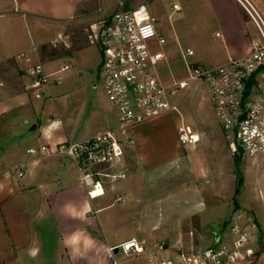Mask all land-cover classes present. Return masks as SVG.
<instances>
[{"label":"rangeland","instance_id":"rangeland-1","mask_svg":"<svg viewBox=\"0 0 264 264\" xmlns=\"http://www.w3.org/2000/svg\"><path fill=\"white\" fill-rule=\"evenodd\" d=\"M120 1L94 0L92 6L96 14L93 15V19L98 20L103 14L112 15L116 11L133 9L142 3L150 2L149 0H123L124 5H120ZM176 1H179L183 11L174 10L173 4ZM189 5H191L189 0L184 2L158 0L150 4L151 13L158 17L161 30L169 40L164 46L154 44L155 49L163 50L166 54V58L158 65L159 75L165 83L184 78L188 73L186 67L188 60H185L178 44L183 50L193 45L197 50L201 49V53L209 46L214 48L222 44V38L216 37L211 31L203 36V40L198 38V33L194 31V25L191 24L194 8H190ZM102 7L105 8L104 11ZM12 11L15 12L14 7ZM17 11L6 14V18L13 16L16 19L14 31L11 34L19 37L27 36L29 42L27 29L38 41L39 39L49 40L56 35L59 23L34 17L29 13L25 22L23 18L25 11ZM174 30H178V34H175ZM9 33L0 32V39H3L0 44V60L2 50L10 55L19 50L20 46L10 42ZM179 33V43H177L175 35ZM251 34L254 39L259 38V32L253 21ZM80 36L81 39L84 37ZM87 52L89 55L87 64L84 66L73 62L70 70L61 73V84H56L52 92L48 91L39 101L41 108L44 107L43 111L39 112L42 116L46 117L49 113L56 115L61 111L67 120L76 123L78 136L74 139H81L87 133L94 132L98 126L96 122L100 120L98 117L112 119L114 123H118L115 108L108 100L103 87L100 49L96 45H91ZM210 58L213 59L211 60L213 63L219 60V57L213 58L212 55ZM188 59L190 61V58ZM63 62L64 59H61L57 66ZM80 73L83 74L80 75ZM183 92L181 91L174 98H178ZM6 95V86L0 83V102L6 99ZM184 95L178 111L155 119L168 120L158 125L157 131L160 132L161 137L158 133L156 134L155 129L146 127L155 120L139 124L133 128L135 133L148 134L146 139H149V143L143 145L140 151L132 147L137 144L126 148L127 164H124V171L127 175L128 173L132 175V172L136 170L133 165L140 164L142 160L153 163L169 162L174 160L171 159L174 156L178 157L177 164L170 165L169 168L164 167L159 171L160 173L154 175V184L149 187L153 193L142 202L143 227L144 224H150L156 226V231L148 232L143 228L140 235L135 233L134 225L137 223V217L136 222H133L134 217H129L125 210L127 203L113 202L116 193L119 192L117 190L125 183L124 180L120 179L110 184L114 191L111 198L106 200L100 197L95 200L97 202L105 200L106 205L111 204L103 211L91 214L93 220L95 219V223L91 224V232L96 238L106 243L121 242L135 233L141 240H145V247H148L147 252L138 257L132 255L126 257L119 246V252H114L116 264H122V256L128 258L123 264H148V253L154 251L159 257L165 258L175 256L181 251L207 247L224 236L228 230L229 220L236 210L254 217L257 228L251 226V232L253 236L255 235L254 239L261 245V249H264L259 233L262 230V220L264 221V153L251 156L242 152L235 142H230L219 122L206 82L203 80L194 82ZM7 109L0 108L2 111L5 110L4 114L0 115V150L4 146L25 149L30 145H37L38 131H31L29 127L6 131L2 123L3 119L7 118ZM7 112L17 113V109L10 107ZM182 122L191 125L202 136L197 144L187 147L180 144L178 127ZM174 148L182 152L180 156L175 154ZM61 158L67 167L70 164L76 166L70 158L64 155H61ZM141 170L142 173L150 176L148 168ZM198 187L202 190L205 199V201L200 199L204 210L199 211L195 207L192 212L191 207V209L177 207L181 204L190 205L194 201L192 192ZM81 221L82 219H77L76 225ZM253 245L254 243L251 246ZM247 248L249 250V246ZM79 253L78 255L82 257L90 256V252L85 253L84 249H81ZM92 256L96 261L101 262V251L94 249ZM255 256L256 253L250 255L240 264H255Z\"/></svg>","mask_w":264,"mask_h":264},{"label":"crops","instance_id":"crops-1","mask_svg":"<svg viewBox=\"0 0 264 264\" xmlns=\"http://www.w3.org/2000/svg\"><path fill=\"white\" fill-rule=\"evenodd\" d=\"M93 1L0 0V32L9 33L11 31L9 33L11 37L10 42L18 45V47L20 46L19 50L12 55L6 54L2 50L0 83L6 86L7 95L6 99L0 102V108L10 109L11 107L12 109L13 107L17 109V113H10L7 112L8 109L6 110V114L8 115L6 119H3L2 126L6 131H12L13 128L24 129L25 127H29L31 131H38L37 145H30L25 149L4 146L0 150V264H116L114 252H119V246L122 243L132 238L141 240L135 233L140 235L143 232V228L144 231L148 232L156 231V226L150 224H144L143 227L142 202L153 193L151 189L149 190V187L154 184V175L160 173L159 171L164 167L169 168L170 165L177 164L178 157L174 156L171 158L174 160L169 162L156 161L153 163L142 160L140 164L133 165L136 170L132 172V175L128 173L122 179L125 183L117 190L119 192L116 195H125L126 201L121 203H127V207L125 208L127 214L129 217H134L133 222H136L137 217V223L134 225L135 233L130 238L121 242L106 243L96 238L91 232V224L95 223V219L93 220V215L91 214L103 211L111 206V204L106 205L104 203L105 200L95 201L100 197H104L106 200L111 198V195L114 193L110 187L111 185H106V193L103 196L91 199L87 195L85 185L82 183L80 172L76 166L70 164L67 167V164L62 161L59 154H30L28 152L29 148L44 144L54 149L58 144L78 136L76 123L67 120L61 111L56 115L49 113L46 117L39 114L44 108H41L39 101L46 95L43 98L35 96L34 89L30 87V82L26 77V69L31 63L37 61L41 62L50 73L60 70L64 64L70 65L68 70L71 69L73 62L84 66L87 64L86 60L89 56L87 49L91 45H94L88 37L90 27L98 23L100 19L110 16V14H103L98 20H94L93 15L96 14V11L92 6ZM149 1V4H142H146L151 12L150 4L158 2V0ZM180 1L184 2V0ZM189 1L191 4L189 7L194 8L191 24L194 25V31L198 33V38L203 40V36L208 31H211L216 37L222 38L220 47L215 46L213 48L209 46L202 53L201 49L197 50L193 45L187 46L186 49L191 48L195 52L194 56L190 57L191 62L205 66H218L228 62L231 58L242 57L250 53L252 40L254 39L251 34L252 21L244 7L237 0ZM249 1L264 11V0ZM124 2L121 0L119 3L120 5H124ZM174 5L179 6L178 11H183L179 1L173 4V8ZM13 7L15 12H18L17 10L25 11L23 13L25 22L29 13L34 17H42L59 23L56 35L49 40L38 38V41L34 39L30 30L27 29V35L30 37L29 42L27 36L19 37L11 34L14 31V21L16 19L13 16L6 18V14L15 13L12 11ZM104 9L102 7V11ZM159 28L161 30V22ZM174 32L178 34V30H174ZM59 33L68 36L65 38V42L69 44L68 47L63 44L56 46L52 44ZM80 35L84 37L81 39ZM178 36L180 37V33L179 35H175L177 43H179ZM166 39L168 43L169 40L167 37ZM2 40L0 44H2ZM33 44L36 46L34 52L32 51ZM178 47L182 53L186 51L179 44ZM23 52L26 53L27 57H30V61L18 58V55ZM219 53L220 55H218ZM210 55L213 58L219 57V60L213 63ZM61 59H64V62L57 66L58 61ZM82 74L80 73V75ZM55 87L56 84L52 85L50 91L52 92V89ZM184 97L185 95L181 103ZM0 111V115H3V111L5 110ZM98 119L100 120L96 122L98 125L97 129L94 132L87 133L83 138L94 135L116 124L112 119H105L104 117H98ZM164 119L155 120L146 127L155 129L156 134L158 133L161 137L157 129L159 123L168 121ZM55 121H60V126L51 129L49 132L48 130ZM141 133L145 132L135 133L134 145L137 144V146H132L138 151L142 149L143 145L149 143V139H146L149 135ZM201 139L202 136H200ZM174 149L175 154L180 156L182 152H178V148ZM126 156L125 153L124 164H127ZM17 164H23L25 174L22 177H19L12 170L13 166ZM146 168L149 169L150 176L142 173L141 169L146 170ZM192 197L194 201L190 205L181 204L177 207H183V209L192 208V212H194V208L196 207V209L201 211L204 206H201L200 199L205 201L202 190L199 187L193 190ZM115 201L114 199L113 202ZM79 218L82 221L76 225V221ZM259 233L264 245L263 220L262 230ZM74 235L81 236L79 243L76 245L67 243ZM254 237L255 235H252V239ZM84 238L90 239L91 244L85 246ZM251 241L250 246L254 243L251 246V255L256 253L255 264H264V249H261L258 240L254 239ZM81 249H84L85 253L90 252V256H79L78 254H80ZM94 249L102 252L100 263L92 256ZM147 250L148 247H146V252ZM152 253L157 255L155 251ZM125 255L126 257L128 256L127 254ZM126 257L122 256V264L128 259ZM148 264H150L149 261Z\"/></svg>","mask_w":264,"mask_h":264},{"label":"built area","instance_id":"built-area-1","mask_svg":"<svg viewBox=\"0 0 264 264\" xmlns=\"http://www.w3.org/2000/svg\"><path fill=\"white\" fill-rule=\"evenodd\" d=\"M254 22L259 38L252 40L250 53L231 58L218 66H205L189 61L193 49L183 53L187 75L165 83L158 65L166 58L163 50L167 39L161 32L159 19L146 4L136 8L116 11L93 24L89 40L100 49L103 70V87L114 106L118 123L82 139H68L52 149L44 144L28 149L30 154L55 153L70 158L77 166L89 198L106 193V185L124 179L126 148L135 144L134 126L151 122L179 110L181 100L198 81L206 82L210 97L222 129L230 142L251 156L264 153V11L249 0H237ZM174 9H179L174 5ZM67 35L59 33L54 46L63 44ZM36 50L33 44L32 51ZM19 59L30 61L26 53ZM70 68L64 64L60 70L48 72L41 62L31 63L26 77L37 98H43L51 86L61 83V73ZM184 91L181 96L178 94ZM178 140L184 147L200 141V134L183 122L178 127ZM12 170L22 177L23 164ZM99 185V189L98 186ZM96 193V195H93ZM115 200L126 201L123 194ZM228 230L217 242L197 250L181 251L175 256L159 257L148 253L150 264H240L251 255V226H256L253 216L236 210L228 223ZM131 245V247H127ZM249 246V250L248 247ZM127 255L146 253L145 241L132 238L121 244Z\"/></svg>","mask_w":264,"mask_h":264},{"label":"clouds","instance_id":"clouds-1","mask_svg":"<svg viewBox=\"0 0 264 264\" xmlns=\"http://www.w3.org/2000/svg\"><path fill=\"white\" fill-rule=\"evenodd\" d=\"M59 126H60V121H55L51 125V128L48 131L50 132L51 129L58 128ZM80 240H81V236L80 235H74L67 241V243L72 244V245H76L77 243H79ZM84 244H85V246L90 245L91 244V240L87 239V238H84Z\"/></svg>","mask_w":264,"mask_h":264},{"label":"snow or ice","instance_id":"snow-or-ice-1","mask_svg":"<svg viewBox=\"0 0 264 264\" xmlns=\"http://www.w3.org/2000/svg\"><path fill=\"white\" fill-rule=\"evenodd\" d=\"M97 187H98V189H99V185H98ZM93 195H96V193H93ZM127 247H131V245H128Z\"/></svg>","mask_w":264,"mask_h":264}]
</instances>
